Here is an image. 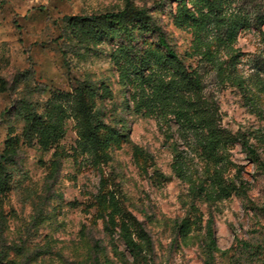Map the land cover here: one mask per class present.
<instances>
[{
  "label": "clouds",
  "instance_id": "obj_1",
  "mask_svg": "<svg viewBox=\"0 0 264 264\" xmlns=\"http://www.w3.org/2000/svg\"><path fill=\"white\" fill-rule=\"evenodd\" d=\"M0 264H264V0H0Z\"/></svg>",
  "mask_w": 264,
  "mask_h": 264
}]
</instances>
